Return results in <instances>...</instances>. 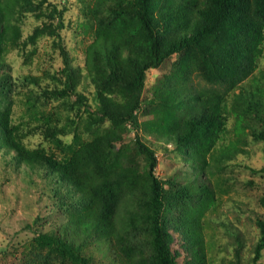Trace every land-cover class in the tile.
<instances>
[{"label":"trees","instance_id":"1","mask_svg":"<svg viewBox=\"0 0 264 264\" xmlns=\"http://www.w3.org/2000/svg\"><path fill=\"white\" fill-rule=\"evenodd\" d=\"M94 3L85 6L94 14V39L85 66L76 67L62 43L66 6L0 0V93L13 84L5 70L8 53L23 52L28 40L56 36L64 62L52 76L53 85L42 84L48 77H25L29 87L17 92L24 107L19 115L10 99L0 108V148L26 167L34 184L37 174L54 185L56 205L66 215L57 228H36L32 241L67 264H107L97 253L112 264H179L181 253L173 249L177 232L187 252L185 264H206L205 219L214 210L215 193L224 191L222 179H210L212 169L246 152L244 134L262 143L264 155V0ZM29 15L39 22L23 39ZM177 53L155 97L145 100L149 72ZM194 75L208 86L189 84ZM83 77L94 84L91 91L89 83L85 86L90 96L79 88ZM32 85L41 91L35 94ZM45 100L69 104L76 119L67 112L63 122L60 107L48 111ZM144 104L152 118L140 119ZM75 122L91 133L90 140ZM72 132L75 144L63 145L59 153L29 146L27 140L40 134L59 145L60 136ZM161 141H170L191 163L195 182L157 175ZM260 203L264 207V193ZM174 209L180 213L168 214ZM256 224L259 235L248 264H261L264 253V217ZM37 263L49 264L41 256Z\"/></svg>","mask_w":264,"mask_h":264},{"label":"rangeland","instance_id":"2","mask_svg":"<svg viewBox=\"0 0 264 264\" xmlns=\"http://www.w3.org/2000/svg\"><path fill=\"white\" fill-rule=\"evenodd\" d=\"M50 1L57 3L60 8L62 6L68 8L65 12L66 27L62 30V43L66 46L73 64L76 67H84L87 48L94 39L96 24L94 14L92 15L91 11L85 9V6L89 9L90 6L95 5V0ZM38 22L32 15L26 17L22 26L23 39L33 31ZM59 45L60 41L56 36L43 35L36 42L28 40L26 49L21 52L24 54L19 53L18 50L8 53L6 61L10 66L6 64L5 70L10 74V82L13 84L10 89H4L5 93H0V108H4L10 99L16 115H19L24 107L18 101L17 92L29 87L24 82L28 75L48 77L49 79H45L42 84H54L52 76L56 75L64 65ZM178 57V53L171 55L160 67L149 72L143 95L145 100L155 97L154 89L161 86L165 76L172 71L173 63ZM262 66H264V55ZM88 83L89 91L94 89L92 81L84 77L79 88L83 91ZM193 83L200 88L208 86L202 78L195 75L189 82V84ZM33 87L35 94L41 91L40 87L32 85L31 88ZM85 92L90 96V92L86 89ZM9 93L10 96L7 95ZM91 103L94 104V108L97 107V102L93 101V98ZM44 104L48 111H54L59 106L62 110L63 122L66 120L67 112L71 113L70 117L73 116L76 119L75 109L69 104L63 105L59 104V101L52 100H45ZM149 109V104H144L139 113L140 119L152 118V114L148 113L151 111ZM232 126L233 118L230 123V136L234 140L236 136ZM73 127L79 129L84 140L91 139V133L87 132L84 126L75 122ZM140 134L143 136L142 131ZM27 140L29 146L45 147L49 149V152L55 150L59 153L63 145L75 144V134L72 132L60 136L59 145L54 140H47L40 134L31 136ZM162 143L164 147L156 149L159 159V165L156 168L157 175L162 180L173 178L177 183L195 182L190 178L191 163L186 162L182 155L174 151V145L170 141ZM241 147L246 152L240 153L231 161L221 165L217 163L218 167L212 169L210 179L214 181L222 179L219 182H223L224 191L218 190L215 193L214 210L205 219L206 264H236L238 259L243 262L242 264H248L258 239L259 228L256 219L264 217V207L260 203V196L264 193V172L259 170L264 166L263 148L262 143L255 141L250 134L243 135ZM251 167L256 168L258 172ZM26 170L24 165L18 166L11 161L4 154L3 148H0V264H34V260L40 256L47 257L49 264L62 263V259L57 257L55 252L36 246L32 240L36 228L41 231L57 228L65 220L66 215L56 205L55 194L51 190L54 185L44 184L41 182L42 176L37 174L38 184H34L25 173ZM64 191L63 187L62 192ZM174 211L168 214L174 216L180 213L179 210L174 209ZM28 224L32 227H27ZM174 234L176 240L173 249L181 253L178 257L179 264H185L187 252L180 245V235L177 232ZM96 256L101 261L112 264L110 257L106 258L98 253ZM67 263V260L63 261V264ZM260 263L264 264V253Z\"/></svg>","mask_w":264,"mask_h":264}]
</instances>
